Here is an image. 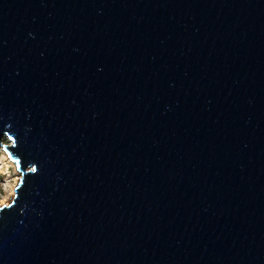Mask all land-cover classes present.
Returning a JSON list of instances; mask_svg holds the SVG:
<instances>
[{"label":"water","instance_id":"water-1","mask_svg":"<svg viewBox=\"0 0 264 264\" xmlns=\"http://www.w3.org/2000/svg\"><path fill=\"white\" fill-rule=\"evenodd\" d=\"M0 264H264V0H0Z\"/></svg>","mask_w":264,"mask_h":264},{"label":"rangeland","instance_id":"rangeland-1","mask_svg":"<svg viewBox=\"0 0 264 264\" xmlns=\"http://www.w3.org/2000/svg\"><path fill=\"white\" fill-rule=\"evenodd\" d=\"M19 173V170L15 169L14 163L5 159L4 154L0 153V205L3 204L1 203L2 199L7 198V202L11 199L10 190Z\"/></svg>","mask_w":264,"mask_h":264},{"label":"bare ground","instance_id":"bare-ground-1","mask_svg":"<svg viewBox=\"0 0 264 264\" xmlns=\"http://www.w3.org/2000/svg\"><path fill=\"white\" fill-rule=\"evenodd\" d=\"M0 153L4 154L5 159L12 161L11 159H9L8 155L6 154V152L3 149H1V148H0ZM12 163H14V162L12 161ZM14 166H15V164H14ZM15 169L17 170L16 166H15ZM19 175H21V174L20 173L18 174V176L15 178L14 185H12V187H11L10 196H13V194H14V187H15V184L17 183L18 179H19ZM7 200H8L7 198H4V199H2L1 203H7Z\"/></svg>","mask_w":264,"mask_h":264}]
</instances>
